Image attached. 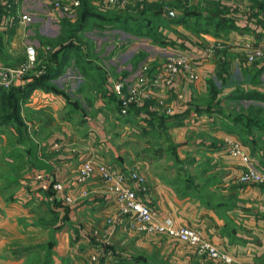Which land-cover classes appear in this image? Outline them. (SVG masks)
<instances>
[{"label": "crops", "instance_id": "crops-1", "mask_svg": "<svg viewBox=\"0 0 264 264\" xmlns=\"http://www.w3.org/2000/svg\"><path fill=\"white\" fill-rule=\"evenodd\" d=\"M21 1V4L32 11L31 7L34 4H31L29 0ZM38 1L42 7L41 1ZM161 1L158 0V3ZM174 1L177 6H174ZM192 1L198 5L196 12L183 24L181 23V26L180 24L172 25L176 22H168L173 32L165 31L167 36L163 32V39L166 41L164 45L152 41L146 44L142 42L145 55L142 58L149 60L150 63H156L161 62L164 59L161 60V57H165L163 54L170 50L191 49L203 54L202 51L209 44L221 45L211 56L205 57L196 66L199 76L196 81L183 80V76L177 77L168 87L159 84L154 88L151 96V99L155 101L153 111L157 112V104L161 102V99L170 100L172 104L177 105L185 98L188 104L186 103L184 107L188 108L192 105L196 106L195 97L201 94L204 102L199 105L200 111L194 108L187 111L186 120L182 124L184 126L178 129L195 134L202 133L196 135L194 141L202 140L205 146L201 150L198 149L199 154L196 152L187 154L188 162L181 168L179 166L171 168L172 164L165 166V168L170 167L171 171L168 172H165L162 166L156 168L152 165L151 169L147 168V185L149 184L150 188L148 187L144 197L157 218L168 219L174 226L197 227L204 238L231 255L233 264H264V184L238 181L242 166L229 157L224 142L226 138L239 141L242 137L253 138L251 142L252 144L256 142V146L253 145L254 152L250 153L264 168V132L259 133L253 130L248 134L241 126L240 133H237L238 128L230 129L232 122L229 119H224L216 112L210 114L204 111L205 104L212 95L208 80H214L216 86L221 88V83L216 78L218 72H223L228 79V83L218 94L221 106L226 105L225 95L236 90L237 83L241 91L264 93V60L252 64L246 63L241 54V46L238 44L247 39L253 46H264V0ZM163 2H168L161 5L163 10L171 9L175 18H178L181 10L177 8L179 7L177 0H163ZM215 3L217 8L214 6ZM0 4L3 6L2 1ZM166 19L168 20L162 11L161 17L155 21L164 23ZM170 21L173 20L170 19ZM156 25L161 27L159 31L163 30V24ZM183 25L192 28L190 29L192 33L187 34L182 30ZM217 27L220 29H216ZM152 50L163 54L151 55ZM112 57H108L104 62L106 66H111L108 69L110 75L120 70ZM221 62H227L228 68L225 72L221 68ZM236 75H238V81L232 80V77L236 78ZM78 81L71 84L73 90L77 88ZM108 85L109 83L105 88L112 92ZM43 97V99L49 98V95L44 94ZM149 100L146 99L144 102ZM94 101L96 108L99 104L107 105V101L99 96ZM249 105L264 107V101L250 97L238 100V108ZM134 110L135 108L130 112ZM191 112L197 113L191 114ZM140 113L138 120L141 127H144L141 134L144 136L148 134L147 129L150 128L147 124L153 121V116L145 111ZM135 116L137 115L130 117ZM60 118L63 119V117ZM108 118H110L109 123H119L118 117ZM221 118L227 125L223 124ZM106 119L107 116L104 117L102 113H98L96 118L81 117L80 120H76L78 126L74 127L71 122L68 123L70 121L68 118H64V126L60 129L62 136L55 138L63 139L66 135L87 146L90 140L92 147L88 154L96 157L97 161L111 162L110 159H112L119 164L118 167L123 169L132 167L129 166L130 154L113 147L104 132ZM190 121L192 123L194 121V124L190 125ZM37 128L39 126L34 128V131H40ZM154 129L153 127L152 130ZM85 135H87L86 142H83ZM148 137L145 139L150 140ZM49 140L48 138L47 142H40L39 146L23 149L22 154L25 157L22 158V162L27 165V168L23 175L14 179L18 182L19 192L9 196V200L8 196L0 194V264H25L26 251L31 250L30 255L33 256L31 259H34L35 247L40 245L39 243L48 245L51 242H55L56 249L63 255L61 258H51L49 264H69L67 263L69 258L70 264H118L116 260L119 258L126 260L122 262L123 264H219L215 260L199 256L192 246L164 235L146 236L132 229H129L130 232L127 234H121V229L115 231L116 225L111 226L107 220H122L121 218H125L126 215L117 214L118 209L114 199L108 198V192L103 189L101 179L94 175L84 184L77 182L79 163L73 164L72 160L76 155L86 154L82 152L76 154V151H79L76 146L72 152H69L67 148H60L59 145H65L64 141L51 143ZM145 143L149 144L147 140ZM249 147L252 149L251 146ZM249 147L246 146L248 149ZM188 150L193 151V149ZM125 154L129 155L128 158H124ZM181 155L182 153L177 152L175 158L177 163L184 158ZM200 155H204V158L201 159ZM157 159L161 160V158ZM177 163L176 165L180 164ZM142 167L147 165L144 163V166L140 165V168ZM3 178L6 179L5 176ZM55 181L63 184L62 193L71 196V203L63 202L62 196H58L52 200L59 201L61 205L53 206L49 197L53 195L50 189L51 182ZM85 188H88V196L80 195L81 190ZM24 203L31 204L24 207ZM110 215L113 217L106 219ZM52 223L56 225L53 227ZM57 225L60 227L57 228ZM92 230H98L101 235L107 233L108 240L110 237H115V241L112 242L114 247L108 245L103 248L98 259L93 263L88 259L91 251L94 250ZM115 249L120 250L117 252ZM65 255L68 259L63 258ZM73 257H83L84 261L74 260Z\"/></svg>", "mask_w": 264, "mask_h": 264}, {"label": "rangeland", "instance_id": "rangeland-1", "mask_svg": "<svg viewBox=\"0 0 264 264\" xmlns=\"http://www.w3.org/2000/svg\"><path fill=\"white\" fill-rule=\"evenodd\" d=\"M1 1L3 2L4 0ZM84 1L86 2H83V5L81 3L80 9L77 10V15L70 19L59 18L56 15L48 16L38 0H29L34 6L31 7L33 18L27 24L20 23L16 15L19 4L20 6L23 5L21 4L22 1L19 2L17 0L10 8L2 6V15L0 17V98L9 99L12 102L15 100L16 106L18 105V111L11 113L9 123L0 126V194L8 196V200L9 196H13L20 190L17 185L18 182H15L14 179L23 175L27 168V165L22 162V158L25 157L22 154L23 149L39 146L40 142H47L48 138L51 143L52 141L56 143L64 141L65 145L61 144L59 147L67 148L69 152H72L76 146L79 150L76 151V154L79 152L86 154L84 156L83 154L76 155L75 159L72 160L73 164L79 163L78 166H80L82 161L87 159L97 161L96 157L88 154L90 152L89 149L92 147V145L90 146V140L89 146H87L85 143L80 144L78 140L68 138L66 135L63 139L55 138L62 136L60 129L64 126V118H68L70 120H67L68 123L71 122L74 127H77L78 123L76 120H80L81 117L96 118L98 113H102L104 117L107 116L104 132L108 136L110 143L117 150L121 149L130 154L131 161L129 166L143 173L146 183H148L147 168L151 169L152 165H155L156 168L162 166L165 172L171 171L170 167L165 168L168 164H172L171 168H176L174 166L181 168L182 165H186L188 162L187 154L198 153L205 146L202 140L199 141L197 139V141H194L196 135H201L202 133L195 134L187 130L178 129L184 126L182 124L186 117L181 122L170 123L161 128L157 123V118H152L153 124H147L150 128L147 129L148 134L141 136L144 127H141L142 125L138 120L141 114L140 111H132L130 112L132 114L129 115V113L127 116L119 115L121 114V106L117 95L115 93L111 94L112 92L105 88L106 84L109 83V87L112 82L119 80L131 83L136 77L139 65L144 61V58H142L145 56L142 49L144 43L153 42L152 38L146 35L147 31L156 29V24H163L161 34L163 32L165 34V31L173 32L167 21L161 23L151 17V14L162 13L161 5L168 2H163V0L160 3H158V0H128V3L121 8H105L97 2ZM25 2L28 3L27 1ZM178 4L179 7L177 8L181 10L179 17L183 19L184 17L182 16L186 15V12L189 14L195 13L198 6L192 0H179ZM174 6H177L175 1ZM88 8H92L91 12L93 11L96 15H99L97 18L103 20L104 23L91 19L87 21L81 17L82 13ZM10 16L14 17L11 23H5V18ZM181 23L179 21L172 25L177 26V24H180L181 26ZM149 24L153 25V27H148L147 25ZM183 26L184 29L182 30L187 34L192 33V30H190L192 28ZM30 44L36 47L37 55L34 60H29L25 55V47ZM66 45L69 46L66 48H70L67 51L63 48ZM150 54L158 55L163 53L152 50ZM110 56H113L115 65L120 68V70L116 71L118 73L113 75L108 74V69L111 66H106L104 63ZM162 58L164 57H161V60ZM54 68L59 71L58 75L53 80H47V73L52 72ZM67 72H69V75H67ZM234 77H232V80L237 79L238 81V75H236V78ZM184 79L186 78L183 76ZM76 80H79L78 86L75 88L76 90H73L71 84H75ZM36 81L40 82V87L31 89L32 87L29 84ZM54 86H57L62 93H57ZM44 94H48L49 98L43 99ZM77 94L79 95L77 96ZM152 95L148 97L150 100L146 101V106L147 110L149 109L151 113H154L155 101L151 99ZM97 96L107 101V105L101 106L99 104L96 108L94 99ZM186 100L184 98L182 102L180 101V104H177L178 106L175 105L176 111L169 114L166 110L172 105L171 101L161 99V102L157 104L158 111L156 113L165 117L182 112L187 114V111L193 108L200 110L199 105L204 102L200 94L195 97L196 106L192 105L187 108L184 107L188 104ZM104 101L102 102L104 103ZM144 103L136 105V108L142 107ZM189 103L191 104V102ZM223 107L226 112L235 108V113H249V110H246L248 106L247 108L244 107L243 110H239L238 100L229 99ZM6 110H10V108L6 107ZM140 110L142 112L145 111L142 108ZM0 114L2 115V113ZM134 115L137 116L130 117ZM110 116L118 117L117 122L119 123H109L110 118L108 117ZM60 117H63V119ZM114 120L116 121V119ZM81 125L85 126L86 124ZM38 126L39 128L37 129L40 131H34V128ZM152 127H155V132H152ZM83 130L85 131L86 128L84 127ZM86 136L83 138V142H86ZM147 136H149L150 140L145 139ZM146 140L149 144L145 143ZM188 149H193V151ZM177 152L182 153L181 156H184L179 162L180 164L175 161ZM128 156L125 154L124 158H128ZM200 156L201 159L204 158V155ZM157 158H161V160L158 161ZM110 160V163L119 165L116 161ZM144 163L147 167L140 168V165L144 166ZM176 163L179 165H176ZM4 176L6 179L3 178ZM103 189L105 188L103 187ZM51 191L55 193L52 187ZM62 192L61 194H64ZM82 192H85V194H82ZM80 195L88 196V188L82 189ZM108 196L110 199L113 198L111 194H108ZM51 198H53L52 194L49 199ZM113 201L116 205L115 199ZM30 204L24 203V207L30 206ZM112 217L110 215L106 219ZM126 217H122L120 222L115 223V231L121 229V234L130 232L129 229H132L130 226L134 221L131 217L129 218V215ZM51 225L54 227L56 224L52 223ZM98 238L102 242L93 241L94 247L102 243L105 244V248L108 245H113L114 243L112 242L115 241V237H110L106 242L105 237L101 234H99ZM51 240L53 241V239ZM39 244L35 247L34 259H31L33 258L30 255L31 250H28L30 252L26 251L25 264L34 262L35 264H49L51 258H61V255H63L60 250L56 249L55 242L48 243V245ZM119 250L115 249L117 252ZM63 258L68 259V256L65 255ZM73 258L74 260H83V257ZM61 260L65 261L64 259ZM67 263L70 264V258Z\"/></svg>", "mask_w": 264, "mask_h": 264}, {"label": "built area", "instance_id": "built-area-1", "mask_svg": "<svg viewBox=\"0 0 264 264\" xmlns=\"http://www.w3.org/2000/svg\"><path fill=\"white\" fill-rule=\"evenodd\" d=\"M17 0H4L3 6L10 8ZM21 0H19L20 2ZM42 8L48 16H58L59 18L73 19L77 15V10L83 0H40ZM99 3L105 8H121L128 3V0H88ZM17 19L20 23H30L32 12L24 5L18 7L16 11ZM13 16L5 18V23H11ZM241 54L244 61L248 64L264 60V46H253L250 40L241 41ZM221 47L219 43L209 44L202 52L191 49L170 50L165 53L161 62H151L144 60L139 65L136 77L131 83L124 81H115L110 84L112 93L116 94L120 101L122 116L127 115L138 104H142L154 91V88L163 84L170 86L177 77L184 76L188 80L195 81L199 78L196 66H198L207 56H211L214 51ZM25 55L29 60H34L37 51L33 45L25 47ZM152 63H154L152 65ZM154 68V69H153ZM153 71L150 72V70ZM176 111L175 104L169 106L167 113L172 114ZM193 124L190 121V125ZM227 154L229 157L242 166L238 175V181L241 183H262L264 184V168L252 156L248 148L238 139L226 138L224 140ZM94 175L98 176L103 182V186L108 194L113 195L118 209V215H129L133 219L130 226L132 230L146 236L164 235L170 239L182 241L192 246L199 256H205L210 260H215L219 264H233V258L222 248L204 238L201 231L194 226L174 224L168 220L157 218L146 202L144 195L148 191V185L143 173L133 167L121 168L116 164L106 161L84 160L78 168L77 182L85 183ZM41 177L40 175L38 176ZM55 193L53 198L62 196L63 202H72L70 196L61 195L63 184L59 181L51 182ZM85 194V192H82ZM122 219V218H121ZM121 220L108 219V224L114 226ZM99 231L92 230L94 241L99 240ZM105 241H108V234L102 235ZM105 244H97L88 257L90 262H95L100 252L103 251Z\"/></svg>", "mask_w": 264, "mask_h": 264}, {"label": "trees", "instance_id": "trees-1", "mask_svg": "<svg viewBox=\"0 0 264 264\" xmlns=\"http://www.w3.org/2000/svg\"><path fill=\"white\" fill-rule=\"evenodd\" d=\"M178 1L179 0H177V3H178ZM83 2L85 3L86 1L83 0L82 1V5H83ZM86 4L88 5V3H86ZM87 5H85V6H87ZM214 6L217 8V3H215ZM161 8H162V6H161ZM91 9L92 8H88L87 10H85L82 13V16L81 17H83L87 21L89 19H91V20H94L96 22L102 23L103 20H99L97 18L99 15H96L93 11L91 12ZM193 14L194 13L189 14V13L186 12V15H183L182 16V17H184V19L178 17V18H175V19H171L173 21H170L169 19L168 20L166 19V21L167 22H174V23L180 21V22L184 23V21L186 19H188L189 17H191ZM1 15H2V5L0 4V17H1ZM144 15H146V14L144 13ZM151 17H153V20H155V19L161 17V13L160 14H151ZM216 21H217V19H216ZM211 23H212V21H211ZM147 26L148 27H153V25H150V24L147 25ZM155 28L156 29H154L153 31H147L146 35L149 36V37H151L154 43H158L160 45H164L166 43V41L163 39V35L161 34V31H159V29H158L159 26H155ZM216 29H220V28L217 27ZM66 47H69V46L66 45L65 47H63V48L66 49V51H67V49H70V48H66ZM220 65H221L222 70L225 72L227 70V68H228L227 67L228 66L227 65V62H221ZM260 71H261V69H260ZM58 73H59V71L55 70V68H54V70L52 72H48L47 73V78L46 79L47 80H49V79L50 80H53L58 75ZM216 78H217V80L220 81L221 88L225 84L228 83V79H227L226 76L223 75V72L222 73H219L218 72L216 74ZM208 81H209V86H210L212 95L209 98V101L210 100L211 101L210 102L209 101L207 102V105H206L204 111H206L207 113H210V114H211V112H216L217 114H220L222 117H224V119H226V118L229 119L232 122V124H231L232 126H230L232 128H230V127L229 128L232 129V130H234V129L237 130V128H238L237 133H240L241 126L243 127L244 130H246V132L248 134H250L251 131H253V130L256 131V132H259V133L264 132V107L259 106V105H249L248 108L246 107L247 108L246 110H249V113L248 114H242V113H239L238 114V113H235V108H233V110H230L229 112H226V111L224 112V107L221 106V104H220V102H221L220 100L221 99L218 98V94L220 93L221 88H218L216 86V83H215L214 80H210L209 79ZM39 83H40L39 81L31 82L29 84V86L32 87L31 89H34L35 87H40V84ZM54 88H55V91L57 93H62L60 90H58V87L57 86H54ZM236 88H237L236 90H232L230 93H227L225 95V98L227 100H229V99L230 100H239V99H242V98H249L250 97V98H253L255 100L264 101V93H262L261 91L256 92V93H254V92L241 91V90L238 89V83L236 85ZM14 101L12 102L9 99L0 98V103H1V105H0V113H2V115L0 114V126H3L5 124L9 123V120L11 119V115H12L11 113H13V111H15V112L18 111V105L16 106V102H14ZM146 105H147V102H145L144 105L142 107H140V108L145 109V112L149 113L151 116L153 115V118H157V123L160 126V128L161 127H164L165 125H168L170 123L181 122L182 119H184V117H187V114L185 112L178 113V114L175 113L173 115L166 116V117L165 116H162V115H158L156 112L151 113V111L149 109L147 110V106ZM6 107L10 108V110L7 111L6 110ZM133 108H135L134 111H136V110L142 111V110H140V108H136V107H133ZM243 109H244V107H240L239 106V110H243ZM198 111H200V110L198 109ZM148 123L153 124L152 121H149ZM223 124L224 125L226 124L225 120H223ZM155 130L156 129L152 130V132H155ZM240 141L244 145H246L248 147L251 146L252 149H250V147H249L250 150L249 149L248 150L253 154V152H254L253 151V149H254V146L253 145L255 144V146H256V142H254L253 144L251 142V141H253V138H250V137L249 138L242 137L240 139ZM212 145H214V143ZM51 187L52 186H50V189H51ZM51 193H53V192L51 191ZM51 202H53L52 203L53 206L54 205H56V206H60L61 205V203L59 201H57V200H52ZM63 220H64V218H63ZM56 227L59 228L60 225H57ZM132 259H135V258L132 257ZM116 261L118 262V264H123L122 262L123 261H126V260L125 259H122V258H119Z\"/></svg>", "mask_w": 264, "mask_h": 264}, {"label": "water", "instance_id": "water-1", "mask_svg": "<svg viewBox=\"0 0 264 264\" xmlns=\"http://www.w3.org/2000/svg\"><path fill=\"white\" fill-rule=\"evenodd\" d=\"M163 13H164V15L170 20V19H175V15L173 14V12H172V10L171 9H169V8H165L164 10H163Z\"/></svg>", "mask_w": 264, "mask_h": 264}]
</instances>
